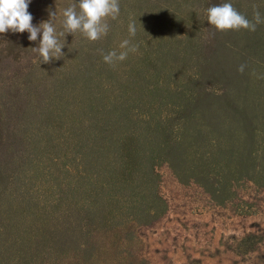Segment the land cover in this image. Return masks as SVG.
<instances>
[{
	"label": "rangeland",
	"instance_id": "374dc122",
	"mask_svg": "<svg viewBox=\"0 0 264 264\" xmlns=\"http://www.w3.org/2000/svg\"><path fill=\"white\" fill-rule=\"evenodd\" d=\"M118 2L93 42L59 35L79 0H31L33 25L57 13L51 63L42 33L0 34V264H264V23L206 11L264 0Z\"/></svg>",
	"mask_w": 264,
	"mask_h": 264
},
{
	"label": "clouds",
	"instance_id": "9594fccd",
	"mask_svg": "<svg viewBox=\"0 0 264 264\" xmlns=\"http://www.w3.org/2000/svg\"><path fill=\"white\" fill-rule=\"evenodd\" d=\"M31 0H0V34L11 30L13 33L27 32L29 41H37L42 33L39 46L32 48L42 57L41 63H51L53 59L59 60L64 57L61 44L58 40L56 28L53 24L57 13L49 10V20L42 21L38 26L33 25V16L28 11ZM79 12L76 11L77 5L73 4L63 11L65 18L62 23L60 36L81 32L89 41H96L102 36H106L109 25L105 22L106 18L111 17L115 20L119 16L120 7L118 0H79ZM253 20L249 21L245 15L233 7L231 3L210 6L207 11V21L218 31L246 29L255 31L260 23H264L257 6L253 5ZM130 36H135V23L128 25ZM122 49L119 53L113 50L104 54L101 51L103 60L109 65L115 62L124 61L129 52L137 51L136 45H131L130 40L125 39L119 44ZM245 65L241 64L237 71L243 73ZM264 78V77H262Z\"/></svg>",
	"mask_w": 264,
	"mask_h": 264
},
{
	"label": "trees",
	"instance_id": "16d2710c",
	"mask_svg": "<svg viewBox=\"0 0 264 264\" xmlns=\"http://www.w3.org/2000/svg\"><path fill=\"white\" fill-rule=\"evenodd\" d=\"M232 96H233L232 91L229 90V91L221 92L220 94L213 95L212 98H214L215 100H224V99L225 100H227V99L233 100ZM191 137H192V135H191ZM136 148H137V146H134L132 148V151H134ZM247 154L248 155H252V154L254 155V152L250 150V151H248ZM245 175H248V170H247ZM197 181L200 182V180H197Z\"/></svg>",
	"mask_w": 264,
	"mask_h": 264
}]
</instances>
